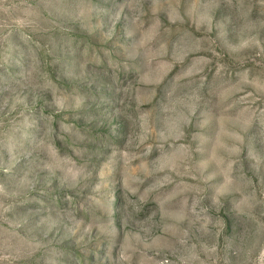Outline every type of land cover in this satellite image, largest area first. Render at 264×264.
<instances>
[{
    "label": "rangeland",
    "instance_id": "374dc122",
    "mask_svg": "<svg viewBox=\"0 0 264 264\" xmlns=\"http://www.w3.org/2000/svg\"><path fill=\"white\" fill-rule=\"evenodd\" d=\"M0 264H264V0H0Z\"/></svg>",
    "mask_w": 264,
    "mask_h": 264
}]
</instances>
